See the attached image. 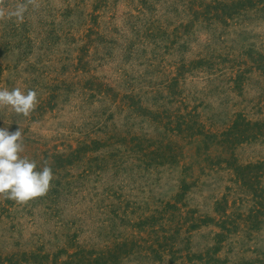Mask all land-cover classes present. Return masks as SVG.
I'll use <instances>...</instances> for the list:
<instances>
[{"label":"rangeland","instance_id":"1","mask_svg":"<svg viewBox=\"0 0 264 264\" xmlns=\"http://www.w3.org/2000/svg\"><path fill=\"white\" fill-rule=\"evenodd\" d=\"M22 3L0 128L54 179L0 197V264H264V0Z\"/></svg>","mask_w":264,"mask_h":264},{"label":"clouds","instance_id":"2","mask_svg":"<svg viewBox=\"0 0 264 264\" xmlns=\"http://www.w3.org/2000/svg\"><path fill=\"white\" fill-rule=\"evenodd\" d=\"M32 2L33 0H27V3L18 4L15 11L8 12L7 16L22 20L27 5ZM4 4L5 0H0V19L6 16ZM37 104V93L34 90H28L25 94L20 88L11 91L0 89V108L10 106L16 114L28 117ZM23 151L20 128L14 132H9L7 127L0 128V197L19 204L46 195L54 179L47 162L42 170H37L35 161L21 157L20 153Z\"/></svg>","mask_w":264,"mask_h":264},{"label":"trees","instance_id":"3","mask_svg":"<svg viewBox=\"0 0 264 264\" xmlns=\"http://www.w3.org/2000/svg\"><path fill=\"white\" fill-rule=\"evenodd\" d=\"M245 122L244 119H242L241 116H239L236 121L233 123V126L228 130L229 133L233 132V131H237L238 134V130L240 132V126Z\"/></svg>","mask_w":264,"mask_h":264}]
</instances>
